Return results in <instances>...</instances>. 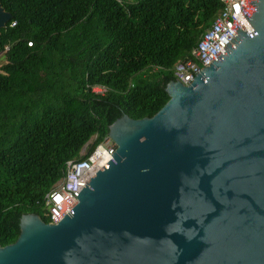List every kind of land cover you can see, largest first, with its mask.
<instances>
[{"label": "water", "instance_id": "1", "mask_svg": "<svg viewBox=\"0 0 264 264\" xmlns=\"http://www.w3.org/2000/svg\"><path fill=\"white\" fill-rule=\"evenodd\" d=\"M249 4L254 31L237 24L153 117L111 124L74 212L23 215L0 264H264V0ZM12 18L0 0V36Z\"/></svg>", "mask_w": 264, "mask_h": 264}, {"label": "trees", "instance_id": "2", "mask_svg": "<svg viewBox=\"0 0 264 264\" xmlns=\"http://www.w3.org/2000/svg\"><path fill=\"white\" fill-rule=\"evenodd\" d=\"M0 245L39 215L67 161L87 156L124 114L153 117L168 102L175 63L191 55L221 0H1ZM15 24V25H14ZM14 25V26H13ZM29 43L32 45L29 46ZM9 48V50H7ZM107 87L95 95L91 87Z\"/></svg>", "mask_w": 264, "mask_h": 264}, {"label": "built area", "instance_id": "3", "mask_svg": "<svg viewBox=\"0 0 264 264\" xmlns=\"http://www.w3.org/2000/svg\"><path fill=\"white\" fill-rule=\"evenodd\" d=\"M127 1L132 2V0ZM221 2L223 8L211 26L202 33L191 55L179 60L174 66L175 80L181 81L186 86L191 85L194 81V75L220 55L235 34L237 24L249 33L254 31L245 15L252 16V13L256 12V6H250L249 0H221ZM31 45L29 43V46ZM90 89L95 95H104L108 90L102 85ZM90 144L81 150V154H87L86 157L67 161L63 177L44 197L46 215L50 218L51 223L57 224L74 212V207L79 201L78 197L84 186L117 149L116 142L109 135L104 137L91 153H88Z\"/></svg>", "mask_w": 264, "mask_h": 264}, {"label": "rangeland", "instance_id": "4", "mask_svg": "<svg viewBox=\"0 0 264 264\" xmlns=\"http://www.w3.org/2000/svg\"><path fill=\"white\" fill-rule=\"evenodd\" d=\"M5 63H6V57H5V54L2 53V54L0 55V67L3 66ZM102 90H103V89H102ZM95 138H97V135H94V136L88 141L87 144L92 143V141H93ZM57 182H58V181H57ZM57 182H56V183H57ZM56 183H55V184H56ZM55 184H54V185H55Z\"/></svg>", "mask_w": 264, "mask_h": 264}, {"label": "crops", "instance_id": "5", "mask_svg": "<svg viewBox=\"0 0 264 264\" xmlns=\"http://www.w3.org/2000/svg\"><path fill=\"white\" fill-rule=\"evenodd\" d=\"M117 1H118L120 4L123 5V4H130V3H133L135 0H132V2H128L127 0H117ZM219 12H220V11H219ZM219 12H218V13H219ZM218 13H217V14H218ZM216 16H217V15H216ZM216 16H215V17H216ZM214 19H215V18H214ZM213 21H214V20H213ZM212 23H213V22H212ZM180 60H182V59H180ZM178 61H179V60H178ZM178 61H177V62H178ZM177 62H176V63H177ZM176 63H175V64H176Z\"/></svg>", "mask_w": 264, "mask_h": 264}, {"label": "clouds", "instance_id": "6", "mask_svg": "<svg viewBox=\"0 0 264 264\" xmlns=\"http://www.w3.org/2000/svg\"><path fill=\"white\" fill-rule=\"evenodd\" d=\"M109 135V134H108Z\"/></svg>", "mask_w": 264, "mask_h": 264}]
</instances>
